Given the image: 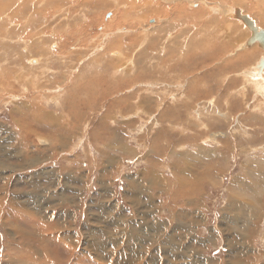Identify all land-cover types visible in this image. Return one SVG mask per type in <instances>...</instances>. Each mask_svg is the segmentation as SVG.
Listing matches in <instances>:
<instances>
[{"label":"rangeland","instance_id":"374dc122","mask_svg":"<svg viewBox=\"0 0 264 264\" xmlns=\"http://www.w3.org/2000/svg\"><path fill=\"white\" fill-rule=\"evenodd\" d=\"M37 1L28 0V5L25 4L24 9L28 15L20 16L16 21L9 23V28L4 22V14L0 12V34L2 31V34L6 35V39L3 40L6 47L4 50L9 54L11 52L9 45L12 43L11 45L17 46L18 44V49L15 47L14 56L18 57L17 61L24 62V65L19 66L5 65L3 75L0 72V126L12 125L15 122L13 119L3 121L7 119L2 109L16 106L17 100H20V104L35 101L44 105L45 109H49L48 111L57 116L66 126L74 125L68 110L78 114L85 113L86 123L83 124L85 131L82 134V139L85 141L89 139L91 129L98 124L97 120L104 119L106 114L103 110L106 106L108 109L115 106V113H118L111 121L112 128L125 121L134 123L135 127L126 135V141L132 146L142 147L144 152H147V164L143 166L154 165L153 169L156 173L159 172L157 176H161L162 180L155 181L154 186L152 181L148 185L144 203L146 213L142 212L141 215L138 213L139 220L135 221L136 216L131 217L128 212L119 211L123 205L119 198H112L115 189L111 181L101 180L96 183L90 180V177L88 180L76 172L81 160L87 156L92 157V152H95L93 153L95 158L104 151L99 150V153L96 150L98 154L90 149L81 150L79 141L77 144L57 150L49 139L51 132L47 134L36 132V148L43 142H46L48 146L52 145L50 164H48L49 167L41 170L40 174L37 165L39 156L36 150L34 165L37 168H35L34 181H22L21 177L18 178L14 193V196L18 197L16 209L24 210L26 216L24 219L17 220L18 215L22 217L21 213H15L8 208L9 203H6V210L9 209L10 216L12 213L15 215L12 214L13 217L4 219L5 227L0 230V264H84V261H88L85 264L90 262V264H114V262L185 264L184 258L192 259L193 256L195 260L189 261L196 264H263L264 105L262 104L264 103L261 101L264 102V99L255 95L256 80L252 79L248 82L243 74L246 70L256 71L253 66L257 59L264 55L246 61V58L242 57L245 53H237V51L234 53L243 40L238 36H242L241 33H243L246 37L247 32L245 30L242 32V29L236 30L235 25L238 22L243 28L245 25L237 19V15H233L234 12L226 15L225 8L237 7L234 4L242 1L245 4L252 3V6L256 1L264 6V0L251 2L250 0H234L233 3L232 0H125L128 4L150 1L154 5L150 8L157 9L159 15L151 14L150 8L149 11L139 8L136 13H133L131 6L127 5L128 16L134 15L129 24L136 26L118 25L111 30H108V27L112 24L110 22L115 12L112 14L109 8L97 6L96 0L93 3H88L86 0H65L67 5L62 6V9L60 8L63 5L62 2ZM108 1L106 2L110 8L113 6L116 8L119 3L118 0ZM50 4L58 5L57 9L50 8L51 15L46 14L40 17L32 14L33 7L46 9ZM86 4L88 6L90 4V9L88 6L86 9ZM119 4L117 7L120 6L124 10L125 6L122 3ZM156 4L158 5L155 6ZM0 7L4 6L0 4ZM211 7H219L220 12L215 10L211 12L209 9ZM71 8L74 10L72 13L69 12ZM15 9H17L16 4L12 6V9L10 8L12 11ZM208 9L209 11L206 12ZM249 10L250 7L247 6L245 15L248 16ZM0 11H2L1 8ZM194 12L200 16V20L193 18ZM208 13L219 17L218 19L222 21L214 22L213 16L206 17ZM90 14L93 16L91 17ZM138 15H140L139 18L143 16L140 22ZM90 17L92 21L94 20V23L91 22L93 25L87 28V32L81 38H77L76 27L80 24L84 26ZM31 21L33 23L29 24ZM208 22H211L210 26L213 28L220 24L222 27L218 30L207 29ZM60 27L63 30L66 27L71 37L66 38L61 35L62 33L58 32V30L61 31ZM125 28L127 31L130 30L129 33H125ZM41 31H43L44 40H39ZM220 31L227 33L222 34ZM234 32L237 36L230 37V34ZM19 33L21 36L25 33L23 35L25 43L34 40L37 43L32 45L40 49H34L33 46L26 47L24 42L18 43L15 35ZM38 33L37 38L35 34ZM7 34L14 36L13 40L8 39ZM122 39L124 45L120 46L117 41ZM131 39L135 40L133 46L132 43L130 44ZM37 40L40 43L43 42L41 46ZM0 41L2 42V39ZM106 41H108L107 44ZM187 42L188 45L191 43L190 47L185 44ZM232 42L235 44L232 45ZM32 49H34L33 53ZM258 50L261 49L258 48ZM1 51L0 56L3 55ZM44 51L49 52L48 55ZM214 52L218 53L216 57ZM245 56L248 55L245 54ZM209 57L210 59H206ZM32 65L33 69L38 65L36 71L32 70ZM228 65L231 66L226 67ZM196 66L200 72L196 71ZM217 67L219 69H216ZM236 75H240L239 77L243 79ZM203 78L206 83L200 81L199 84L198 79ZM203 92L206 93L205 96L200 95ZM131 97L136 99H127ZM146 97L151 108L149 117H143L137 112L141 109V101ZM128 102L132 104L131 108L135 109L132 114H135L134 117L128 115L123 117L120 112L121 108H124L123 104ZM154 111H160L158 118L152 117ZM166 112L171 114L167 118H162ZM136 117L143 118L139 120ZM140 124L147 127L142 133H139ZM187 134L194 135L195 142L192 145L188 142L184 148L182 141L185 143ZM86 143L90 144L89 141ZM118 143L117 140L116 144ZM95 159L98 160V158ZM43 161L46 162L47 158L44 157ZM131 167L124 164L120 174L131 172L133 170ZM208 172L211 186L203 185V181L208 182L204 176L208 175ZM7 174L11 175L10 180L12 177L16 178L13 172L0 173V175ZM74 179L80 180L81 183L78 181L74 183ZM52 180L55 182L50 187L49 183ZM116 184L120 185L119 182ZM161 185H165L167 190L164 186L160 188L161 190L156 188ZM45 190L55 196L63 191L65 195H63L64 198L50 196V204L49 201L44 200V197L49 196ZM158 190L160 191L156 193L157 197L152 201L150 197ZM192 193H195V196L188 197V194ZM44 201L47 206L44 205ZM185 204L186 206L193 204L200 211L204 206L209 208L211 211L209 217L213 218L211 227L215 226L220 211H227L231 206H238L243 214L237 211L235 213L238 214L232 212L231 214L234 215H227L232 219L222 220V225L216 226L217 229L207 232L205 230L206 236L204 231L197 228L198 222L195 221L194 227L180 236L175 227L181 223V217L177 214L178 212L171 214V217L167 214L169 209L175 207L180 210ZM154 207L157 210L156 213L152 210ZM249 210V214L253 212L258 218L261 215V219L255 224L253 219L248 223L240 224V221L244 220L243 217L248 216ZM5 215L7 216L8 213ZM236 215L240 216L236 217ZM132 221L140 223L141 229L136 228V223ZM199 224L203 226V222L200 221ZM235 230L239 235L235 233ZM5 232L8 235L7 238ZM39 238L52 240L45 245ZM92 241L95 243L96 250L88 248L90 247L88 243ZM61 251L62 254L59 253ZM18 255L24 260L16 259Z\"/></svg>","mask_w":264,"mask_h":264},{"label":"crops","instance_id":"0c3cea01","mask_svg":"<svg viewBox=\"0 0 264 264\" xmlns=\"http://www.w3.org/2000/svg\"><path fill=\"white\" fill-rule=\"evenodd\" d=\"M200 81L206 83L205 78L201 80L199 79L198 82L199 84L201 83ZM200 95L205 96L206 93L203 92ZM127 99L135 100L136 98L131 97V99L129 98ZM19 101L20 100H17L16 103L17 105L11 106L10 109H8L7 107L2 109V111L5 112L3 115H5L7 119V120L3 119V121H9L13 119L15 120V122L12 125L2 124L0 126V173L13 172L15 173L14 176L16 178L12 177L10 181V175L9 176L0 175V214H3L6 211L7 206H6V202L4 201L6 193H8V200L10 198H11L10 200L14 199L15 197L14 193L16 191L15 185L19 177H22L20 180L23 181H28V182L34 181L35 172H36L35 169L36 167L34 165L36 159V150L39 156L37 165H40L38 167V172L40 173L41 172L40 169L42 170V168L44 170L45 167H49L48 164H50V160H51L50 151L52 145L49 144L48 146L46 145V142H43L42 145L36 148V142H35L36 132L41 134H47V132L53 133V135H51L50 133L49 139L51 142H53L54 148L57 150L59 148H65V146L67 147V146H71L72 144H77L79 141L80 143L79 146L81 150L83 149L84 150L90 149L91 151L98 150L99 153L100 151H104L101 155L96 151L100 155L95 157L98 158V160L93 158V153L95 152H92V157L89 156L85 157L84 160H81L79 162L80 165L78 166L76 172L79 173L81 176H84V178L88 180L90 177V180L92 179L96 183H99L101 180L111 181L112 186L115 189L112 198L113 199L115 197L119 198L123 205L119 211H126L129 213V216L131 217L136 216L135 219L137 220L135 221L139 220L137 216L138 213H140V215L142 212L146 213V210L144 209L145 208L144 203L146 199L147 187L151 181L153 182V186H154V182L155 181L160 182L162 178L161 176H157L159 175V172L156 173V170L153 169L155 167L154 165H151L149 167L143 166L147 164V156H146L147 152H144L142 147L132 146V144L127 143L126 135L130 133L135 127L134 123L130 121H125L121 125H116L115 127L112 128L111 125L113 124V122L111 121L117 116L116 114L118 113V112L115 113V106L109 107L110 109H108V107L106 106V109L103 110L105 111L106 114L104 115V119L102 120L99 119V121L97 120L98 124L93 129H91L89 139L87 138L85 141H83L82 134L83 131H85V129H83V124L86 123L84 121V118L86 116L85 113L78 114L77 112L68 110V113L71 114L70 119L73 121L74 125L66 126L57 116L52 115V113L48 111L49 109L47 108L45 109L44 105H42L40 102L28 101L26 103L20 104ZM123 105L124 108H121L120 111L122 113V116L125 117L128 115L130 117L132 116L134 117L135 114L134 115L132 114L135 112V109L131 108L132 104L128 102V103H124ZM140 108L141 109L137 111L140 115H142L143 117L151 116L148 114L151 111L150 110L151 108L148 105L147 97L143 98V100L141 101ZM174 108H176V106H174ZM159 112L160 111L157 112L154 111L152 117L158 118L160 114ZM170 114L171 113L166 112L162 118H167ZM143 117L140 118L136 117V118L140 120ZM55 121L57 122V124H55L56 123ZM68 127L70 129H68ZM146 128L147 127L145 125L143 126L140 124L139 133H142ZM117 140L119 141L118 144H116ZM87 141H89L90 144H87L86 143ZM188 142H190V145L194 144L195 142L194 135L191 134L186 135L185 143L184 141H182V145L184 146V148L186 147ZM177 146H179V144ZM44 157L47 158L46 162L43 161ZM133 160L136 162H134ZM30 164L32 165L30 166ZM124 164L131 165L133 170L128 173L120 174L122 172V167H124ZM210 171H212V169ZM18 172L19 173L22 172L23 174L22 173L19 174ZM16 173H18V176L16 175ZM204 176H206L208 182L203 181V185L207 184L211 186L209 172L208 175L205 174ZM53 181L55 182V180ZM77 181L78 180L74 179V183H77ZM116 182H119L120 185L117 186ZM78 183H81V181L79 180ZM163 186L167 190L165 185ZM163 186L162 185L157 186L156 188L160 189ZM160 190L153 192L154 195L150 197L152 198V201H154V199L157 197L156 193H158ZM46 191L47 194H49V196H47V198L44 197V199L51 203L49 197L50 196L56 197V196L50 194L48 190ZM60 194L65 195V192L62 191V193ZM60 194H56V195H60ZM194 196L195 193L188 194V197H194ZM152 210L154 213L157 212L155 207ZM169 210L170 211L167 215L170 214L169 215L170 217L171 214L176 212H178L177 214H179V216L181 217V223H178L177 225L175 224L176 225L175 228L179 232L180 236H183L187 230H189L191 227H194L195 221L198 222L197 228L204 231V235L206 236L207 233L205 234V230L207 232L208 230L211 229H217L219 225H222L221 223L222 220L226 221L228 218L232 219V217H228L227 215H234L231 213L232 212L235 213L236 211L242 213V209H240L238 206H231L227 211L226 210H224V212L220 211L221 213L216 218L215 226L211 227V221L213 218L209 217L211 211L209 208H206L205 206L202 208L201 211L198 210L196 206H194L193 204L187 206L185 204L184 207H181L180 210L175 209V207ZM249 212L250 210L247 212L248 216L243 217L244 220L243 221L241 220L240 224L248 223L249 220L252 219L255 220V222L253 223L255 224L259 219H261V215H259L260 217L258 218L257 215H254L255 213L251 212L249 214ZM27 215L30 216L28 213ZM124 215L126 214L124 213ZM25 216L26 215L22 216L21 218L24 219ZM237 216L240 215H236V217ZM200 221L203 222V226L199 224ZM135 223H136V228L141 229V227H139L140 223L137 222ZM1 224L2 221L0 222V230L3 227L1 226ZM130 229H132V227ZM235 233L238 234L236 230ZM7 237L8 235L6 234V238ZM19 256L20 255L16 256V259L21 261L24 260ZM184 260L186 261L185 264H196L194 262L192 263V261L195 260L194 256L192 257V259L184 258ZM198 261H200V259Z\"/></svg>","mask_w":264,"mask_h":264},{"label":"bare ground","instance_id":"6f19581e","mask_svg":"<svg viewBox=\"0 0 264 264\" xmlns=\"http://www.w3.org/2000/svg\"><path fill=\"white\" fill-rule=\"evenodd\" d=\"M2 2L0 3V4H2L4 7L2 8V7H0L1 9H2V11H0L1 12V14L3 15L4 14V22L6 23V26L8 27V25H9V23H11V22H13V21H16V19H18V17H20V16H24V15H28L27 14V12L24 10L25 9V4H27L28 5V0H1ZM6 1H8V2H6ZM37 1V0H36ZM68 1V0H67ZM67 1H65V0H52V3H56V2H59V3H61V4H63V5H61V9H62V6L63 7H65L66 5H67ZM74 1V0H73ZM79 1V0H78ZM83 1V0H82ZM86 1H88V3H93V1L94 0H86ZM85 1V2H86ZM107 1V0H106ZM105 0H96V4H97V6L98 5H102L103 6V8L105 7V9H108L109 8V10H112V14H113V12H115L114 14H115V16H113L114 18L111 20V22L110 23H112L109 27H108V30H111V29H114V28H116V26H118V25H135V24H129L130 23V19L131 18H133V16L134 15H132V16H128L129 15V12L127 11V5H130L131 6V10L133 11V13H136L137 11H138V9L139 8H144L145 10H147V11H149V8H150V6L152 7V3L150 2V1H139L138 3H136V2H132V3H126V1L125 0H118L117 2H119V3H122V5H124L125 6V9L123 10V8H120V6L119 7H117V5H120L119 3L116 5V8L114 7V9H113V7H111L110 8V5L106 2ZM110 1V0H109ZM108 1V2H109ZM227 1V0H226ZM225 1V2H226ZM233 1L234 0H232V3H233ZM252 0H250V2H251ZM32 1H30V3H31ZM38 2V1H37ZM100 4H99V3ZM157 2V1H156ZM179 2V1H178ZM34 3V2H33ZM40 3V2H39ZM83 3V2H82ZM158 3V2H157ZM181 3V2H180ZM255 3H257L256 1H255ZM255 3H253V6H252V3H243V1L242 2H236L235 4H234V6H239L238 8L237 7H231V6H229V7H226L225 9H226V15H230L231 14V12L233 13V15L234 16H236L235 15V13H236V10H240L241 12H242V14L243 15H245V13H246V8H247V6L248 7H250V10L248 11L249 12V14H248V17L255 23V25H256V27H258V29H260V30H264V6L262 5V4H259V3H257V4H255ZM16 4V7H17V9H15V10H10V8L12 9V6H14ZM46 4V3H45ZM81 4V3H80ZM79 4V5H80ZM95 4V5H96ZM71 5V4H70ZM158 4H156L155 6H157ZM69 6V5H68ZM87 4L85 5V7H86V9H87ZM94 6V5H93ZM178 7H179V5H177ZM184 6V5H183ZM225 6H226V4H225ZM51 7H53V9H57L58 8V5H53V4H50L48 7H46V9H43L42 7H33L32 8V10L31 11H33V13L32 12H29V13H32V14H34V15H38V16H40V17H42V16H44V15H46V14H48V16L49 15H51ZM70 7V6H69ZM81 7H82V5H81ZM89 9H90V4H89ZM96 7V6H95ZM123 7V6H122ZM153 7H154V5H153ZM178 7H176V8H178ZM73 8H75V7H73ZM73 8H71V9H69V10H71V11H69V12H73L74 10H73ZM91 8H92V6H91ZM148 8V9H147ZM68 9V8H67ZM81 9V8H80ZM82 9H84V8H82ZM93 9V8H92ZM91 9V10H92ZM99 9H101V8H99ZM104 9V10H105ZM210 9V11L211 12H213L214 10L215 11H218V12H220V9H219V7H211V8H209ZM209 9L206 11V12H208L209 11ZM87 11V10H86ZM89 11V10H88ZM245 11V12H244ZM3 12V13H2ZM56 12V11H55ZM150 12H151V14H157V9H153V8H150ZM168 12V11H167ZM224 12V11H223ZM57 13V12H56ZM71 13H69L70 15H71ZM76 13V12H75ZM93 13V12H92ZM178 13V12H177ZM197 12H194V16H193V18H195V19H199L200 20V16L198 15V14H196ZM202 13V12H201ZM74 14V13H73ZM97 14V13H96ZM210 13H208V15L206 16V17H210V16H213L212 18H213V21L215 22V21H217V22H221L222 20L221 19H218L219 17H217V16H215L216 17V19H215V17H214V15L213 14H211V15H209ZM68 15V14H67ZM92 14H90V16H91ZM157 15H159V14H157ZM180 15H182V14H180ZM200 15H202V14H200ZM218 16H219V14H217ZM37 16V17H38ZM61 16V15H60ZM63 16V15H62ZM93 16V15H92ZM91 16V17H92ZM104 16V15H103ZM139 16L140 15H138V18H139ZM167 16V15H166ZM245 16H247V15H245ZM252 16H256L255 18H253ZM91 17H90V20H88L85 24H84V26H81V24H80V26H78V27H76V35H78L77 36V38H81L83 35H84V33L85 32H87V28L88 27H90L91 25H93L92 23H94V20L92 21L91 20ZM143 17V16H142ZM142 17H140L139 18V22H140V20H141V18ZM147 17H148V15H147ZM205 17V18H206ZM237 17V16H236ZM260 17V18H259ZM25 18V17H24ZM23 18V19H24ZM25 19H27V17L25 18ZM101 19V18H100ZM157 19V18H156ZM203 19V18H202ZM21 20V19H20ZM28 20H29V18H28ZM32 20H34V18L32 19ZM99 20V19H98ZM209 20V19H208ZM212 20V19H211ZM3 21V20H2ZM24 21V20H23ZM26 21V20H25ZM24 21V22H25ZM203 21V20H202ZM20 22H22V21H20ZM92 22V23H91ZM105 22V21H104ZM160 22V21H159ZM224 23H227V21H223ZM222 22V23H223ZM27 23V22H26ZM31 23H33V21H31L29 24H31ZM68 23V22H67ZM161 23V22H160ZM209 24H206V28L207 29H211V28H213V26L211 27L210 26V24H211V22H208ZM64 24H65V22H64ZM70 24V23H69ZM68 24V25H69ZM107 24H108V22H107ZM106 24V25H107ZM21 25V24H20ZM25 26H26V24H24ZM28 25V24H27ZM67 25V24H66ZM105 25V24H104ZM229 25V24H228ZM227 25V26H228ZM30 26V25H29ZM136 26V25H135ZM226 26V27H227ZM231 25H229V27H230ZM233 26V25H232ZM2 28H3V26H1ZM11 27V26H10ZM18 27V26H17ZM216 28H213V30H218L219 28H221L222 27V25L220 24L219 26H215ZM235 27H237V29L236 30H241L242 29V32H243V30H245L246 32H247V36L245 37V34L243 35V33H241L242 34V36L241 35H239L238 37H242L243 38V40H242V43H240V45H238L239 47L238 48H236L237 50H232V51H234V53L237 51V53L238 52H240V53H245L246 55H248V56H245V54H244V56H242L243 57V59H245L246 61L248 60V59H250L251 58V60H253V59H255L256 57H259V56H261L262 54L264 55V51L263 50H258V44H254L253 46H247L246 45V43H247V41L250 39V37H251V32L249 31V29L248 28H243V26L242 25H240V23L238 22L236 25H235ZM9 28V27H8ZM13 28H14V25H13ZM25 28V27H24ZM31 28V27H30ZM231 28V27H230ZM229 28V29H230ZM22 29H23V27H22ZM119 29V31H121L122 32V30H120V28H118ZM117 29V30H118ZM124 29V28H123ZM234 29V28H233ZM4 30V29H3ZM25 30V29H24ZM60 30L61 31H59L58 30V32L61 34V35H64V37H66V38H70L71 36H69L70 34L67 32V29H66V27H65V29L63 30V28L62 27H60ZM63 30V31H62ZM103 30V29H102ZM106 30V29H105ZM107 30V31H108ZM116 30V31H117ZM227 30V29H226ZM15 31V30H14ZM17 31V30H16ZM73 31H75V30H73ZM114 31V30H113ZM124 31V30H123ZM130 31V30H129ZM129 31H127L126 30V28H125V33H129ZM233 31V30H232ZM56 32V30L54 31V33ZM111 32V31H110ZM203 32V31H202ZM222 34H225V33H227L226 31H220ZM66 33H68V34H66ZM89 33V32H88ZM195 33H197V32H195ZM194 33V34H195ZM199 33V32H198ZM25 33H23V35H24ZM115 34H116V32H115ZM8 36L7 37H9L8 39H10V40H13V37L11 36V35H9V34H7ZM23 35L21 36V33H19L18 35L16 34L15 36H17V40H18V43H20V42H26V41H24V38H23ZM45 35V34H44ZM51 35V34H50ZM71 35H73V34H71ZM106 35V33L104 34V36ZM109 35V34H108ZM112 35H114V34H112ZM193 35V34H192ZM32 36V35H31ZM38 36H39V33L38 34H35V37H37L38 38ZM43 31H41V33H40V38H39V40H42L43 39ZM75 36V35H74ZM125 36V35H124ZM127 36V35H126ZM129 36V35H128ZM146 36V35H145ZM213 36V35H212ZM212 36H210V37H212ZM226 36V35H225ZM235 36H237V34H235V32L234 33H231L230 34V37H235ZM28 37V36H27ZM34 37V36H33ZM51 37V36H50ZM50 37H48V38H50ZM91 37V35L89 36V38ZM108 37V36H107ZM112 37V36H111ZM114 37V36H113ZM112 37V38H113ZM193 37V36H192ZM202 36H201V34H200V38H201ZM205 36H203V38H204ZM76 38V37H75ZM110 38V37H109ZM136 38V37H135ZM188 38V37H187ZM186 38V39H187ZM196 38V37H195ZM208 38V37H207ZM217 38V37H216ZM221 38V37H220ZM0 39H2V42L0 41V51L2 50L3 51V53H1V55L2 56H0V72L2 73L1 75H3V72H4V67H5V65H9V66H15V65H17V66H19L20 64L21 65H24V62L23 61H21V60H19V61H17L16 60V58H18V57H15L14 56V51H15V47L17 48V46H18V44H16L17 46H15V45H9L10 46V48H11V52L8 54L7 52H5V44H3L4 43V41L3 40H5L6 39V35H5V33H3L2 34V31H1V34H0ZM84 39V38H83ZM103 39V38H102ZM108 39V38H107ZM202 39V38H201ZM211 39V38H210ZM218 39V38H217ZM39 40H37L38 42H39ZM44 40V39H43ZM58 40V39H57ZM74 40V39H73ZM109 41H110V39H108ZM136 40H138L137 38H136ZM193 40H194V37H193ZM203 40H205V39H203ZM225 40V39H224ZM239 40H241V39H239ZM7 41V40H6ZM47 41V40H46ZM83 41V40H82ZM126 41V40H125ZM135 40H130V44L133 46V42H134ZM191 41V40H190ZM196 41H198L197 40V38H196ZM222 41V40H221ZM36 41H34V40H31L30 42H27V43H25L24 45L27 47V46H33L32 48H38V49H40V47H37L36 45H32V43L34 44ZM60 42H62V40H60ZM93 42H94V40H93ZM107 42L108 41H106V44H107ZM193 42V41H192ZM230 42V41H229ZM9 43H10V41H9ZM37 43V42H36ZM40 43V42H39ZM43 42H41L39 45L41 46V44H42ZM45 43V42H44ZM52 43V42H51ZM72 43V42H71ZM77 43V42H76ZM103 43V42H102ZM117 43L118 44H120V46H123L124 45V43H123V39L122 40H120V41H117ZM194 43V42H193ZM198 43H199V41H198ZM14 44V43H13ZM46 44V43H45ZM60 44V43H59ZM84 44V43H83ZM91 44V43H90ZM105 44V45H106ZM185 44H187L188 45V42L187 43H185ZM190 44L191 43H189V47H190ZM201 44V43H200ZM222 44V43H221ZM232 45L233 44H235L234 42H232L231 43ZM38 45V44H37ZM47 45V44H46ZM92 45V44H91ZM109 45V44H108ZM198 45V44H197ZM217 45V44H216ZM50 46V45H49ZM53 46V45H52ZM76 46V45H75ZM80 46V45H79ZM82 46V45H81ZM80 46V47H81ZM89 46V45H88ZM100 46V45H99ZM188 46H187V48H188ZM229 46V45H228ZM44 47V46H43ZM46 47V46H45ZM58 47V46H57ZM84 47V46H83ZM101 47V46H100ZM102 47H103V45H102ZM21 48H23V46L21 45ZM31 48V47H30ZM49 48V47H48ZM51 48V47H50ZM53 48V47H52ZM198 48V47H197ZM18 49V48H17ZM34 49H32V53H33V50ZM37 49V50H38ZM64 49V48H63ZM82 49V48H81ZM103 49V48H102ZM121 49V48H120ZM10 50V49H9ZM50 50V49H49ZM101 50V49H100ZM244 50H245V52H244ZM1 51V52H2ZM23 51H27V50H24L23 49ZM47 51V50H46ZM46 51H44V52H46ZM51 51V50H50ZM96 51H98V50H96ZM110 51H111V49H110ZM195 51V50H194ZM224 51V50H223ZM230 51V50H229ZM231 51V52H232ZM28 52V51H27ZM31 52V51H30ZM43 52V53H44ZM94 52V51H93ZM100 52V51H99ZM112 52V51H111ZM174 52V51H173ZM172 52V53H173ZM228 52V51H227ZM21 53V52H20ZM35 53V52H34ZM47 53V55H48V53L49 52H46ZM95 53V52H94ZM175 54H176V52H174ZM182 53V52H181ZM184 53V52H183ZM234 53L232 54L233 56H234ZM239 53V54H240ZM45 54V53H44ZM88 54V53H87ZM122 54V53H121ZM218 54V53H217ZM217 54H216V52H214V56L216 57L217 56ZM17 55V54H16ZM24 55V54H23ZM37 55V54H36ZM43 55V54H42ZM47 55H46V57H47ZM51 55H52V53H51ZM123 55V54H122ZM121 55V56H122ZM125 55V54H124ZM192 55V54H191ZM207 55V54H206ZM238 55V54H237ZM205 56V55H204ZM226 56H228V54H226ZM24 57V56H23ZM43 57V56H42ZM68 57V56H67ZM95 57V56H94ZM107 59L109 58V57H107V56H105ZM116 57V56H115ZM186 57V56H185ZM254 57V58H253ZM22 58V57H21ZM38 57L36 56V59H37ZM110 58H111V56H110ZM123 58V57H122ZM225 58H227V57H225ZM238 58V57H237ZM262 58H264V57H259V59H257V61H256V63H255V65L253 66L254 68H255V66L257 65V63L260 61V59H262ZM60 59V58H59ZM161 59V58H160ZM186 59V58H185ZM206 59H210V57L209 58H206ZM224 59V58H223ZM23 60V59H22ZM30 60V59H29ZM42 60V59H41ZM64 60V59H63ZM87 60V59H86ZM91 60H92V58H91ZM216 60V59H215ZM226 60V59H225ZM232 60V59H231ZM250 60V61H251ZM9 61L11 62V63H9ZM24 61H26V60H24ZM53 61V60H52ZM52 61H50V62H52ZM84 61V60H83ZM107 61V60H106ZM119 61V60H118ZM218 61H219V59H218ZM240 61V60H239ZM32 62V61H31ZM43 62V61H42ZM46 62V61H45ZM115 62V61H114ZM126 62V61H125ZM174 62V61H173ZM180 62V61H179ZM199 62H202V61H199ZM212 62V61H211ZM236 62V61H235ZM254 62V61H253ZM16 63V64H15ZM26 63V62H25ZM115 63H117V62H115ZM115 63H114V65H115ZM120 63H122V62H120ZM208 63V62H207ZM217 63H219V62H217ZM41 64V63H40ZM51 64V63H50ZM96 64V63H95ZM182 64V63H181ZM206 64V63H205ZM223 64H225V63H223ZM228 64V63H227ZM248 64V63H247ZM253 64V63H252ZM31 65V64H30ZM29 65V66H30ZM39 65V64H38ZM37 65V66H38ZM43 65H45L44 63H43ZM46 65H47V63H46ZM101 65V64H100ZM111 65V64H110ZM209 65H211V64H209ZM250 65V64H249ZM4 66V67H3ZM36 66V67H37ZM50 66V65H49ZM48 66V67H49ZM52 66V65H51ZM102 66V65H101ZM197 66H198V63H197ZM196 66V67H197ZM202 66V65H201ZM231 65H228V66H226V67H230ZM245 66H247V65H245ZM33 65L31 66V68H32V70H37L36 69V67L33 69ZM103 67H104V64H103ZM114 67V66H113ZM116 67V66H115ZM212 67V66H211ZM252 67V68H253ZM11 68V67H10ZM41 68V67H40ZM39 68V69H40ZM118 68V67H117ZM189 68V67H188ZM43 69V68H42ZM45 69V68H44ZM103 69V68H102ZM101 69V70H102ZM216 69H219L218 67L216 68ZM47 70V69H46ZM50 70V69H49ZM180 71H181V69H179ZM178 70V71H179ZM185 70V69H184ZM187 70V69H186ZM199 69H198V67H197V70L196 71H198ZM103 71V70H102ZM115 71V70H114ZM235 71H236V69H235ZM237 71H239V70H237ZM41 72V71H40ZM39 72V73H40ZM186 72V71H185ZM199 72H200V70H199ZM247 72V73H246ZM246 72H245V74H243L246 78H247V81L249 82L250 80H252V79H254V80H256V86H255V95L256 96H261V97H263V99H264V78H257L256 77V71H250V72H248V70H246ZM33 73H35V72H33ZM37 74H38V71L36 72ZM46 73V72H45ZM83 73V72H82ZM182 73V72H181ZM187 73V72H186ZM240 73H242V72H240ZM6 74V73H5ZM4 74V75H5ZM36 74V75H37ZM110 74V73H109ZM113 74V73H112ZM191 74V73H190ZM7 75V74H6ZM42 75V74H41ZM44 75V74H43ZM187 76H188V73L186 74ZM195 75H196V73H195ZM230 75H232V74H230ZM47 76V75H46ZM216 76H218V75H216ZM237 76V75H236ZM235 76V77H236ZM240 76V75H239ZM239 76H237V77H239ZM7 77V76H6ZM33 77H34V75H33ZM192 77V76H191ZM8 78V77H7ZM47 78V77H46ZM84 78V77H83ZM200 78V77H199ZM230 78V77H229ZM239 78H241V77H239ZM49 79V78H48ZM81 79V78H80ZM194 79H195V77H194ZM224 79V78H223ZM235 79V78H234ZM243 79V77L241 78V80ZM187 80V79H186ZM232 80V79H231ZM65 81V80H64ZM125 81V80H124ZM198 81H199V79H198ZM137 82V81H136ZM226 82V81H225ZM234 82V81H233ZM238 82V81H237ZM59 83V82H58ZM238 83H240V82H238ZM99 84V83H98ZM236 84V83H235ZM40 85V84H39ZM48 85V84H47ZM183 87V86H182ZM257 91H260L259 93H257ZM56 92V91H55ZM50 93V92H49ZM55 94V93H54ZM58 95V94H57ZM254 95V97H256ZM24 96V95H23ZM53 96V95H52ZM10 97V96H9ZM21 97V96H20ZM26 99V98H25ZM13 100V99H12ZM11 100V101H12ZM12 103V102H11ZM14 103V102H13ZM261 103H264V102H262L261 101ZM264 104H262V106H263ZM36 106V105H35ZM28 107V106H27ZM30 108V107H29ZM28 109V108H27ZM31 109V108H30ZM34 110V109H33ZM47 121V120H46ZM56 122V121H55ZM59 123V122H58ZM55 124H57V122L55 123ZM62 127V126H61ZM65 127V126H64ZM66 128V127H65ZM81 141V140H80ZM212 142V141H211ZM134 159V158H133ZM143 159V158H142ZM134 161V160H133ZM138 161V160H137ZM134 162H136V161H134ZM139 163V162H138ZM137 163V164H138ZM145 163V162H144ZM134 164V163H133ZM132 164V165H133ZM140 164H141V161H140ZM38 166H40V165H38ZM42 166V165H41ZM129 166H131V165H129ZM19 167V166H18ZM37 168V167H36ZM61 168V167H60ZM129 168V167H128ZM127 168V169H128ZM132 168V167H131ZM144 168V167H143ZM28 169V168H27ZM50 169V168H49ZM21 170V169H20ZM42 170H43V168H42ZM40 171H41V169H40ZM11 173V172H10ZM19 173V172H18ZM18 173H16V175L18 176ZM20 173H22V172H20ZM19 173V174H20ZM26 173H28V172H26ZM36 173V172H35ZM51 173V172H50ZM23 174V173H22ZM21 174V175H22ZM30 174V173H29ZM41 174V173H40ZM46 174V173H45ZM28 175V174H27ZM31 175V174H30ZM6 176V175H5ZM4 176V177H5ZM7 176H9L8 174H7ZM11 176V175H10ZM14 176V175H13ZM29 177V176H28ZM22 178V177H21ZM154 178V177H153ZM25 179V178H24ZM183 180H185V179H183ZM11 181V180H10ZM23 181V180H22ZM198 182V181H197ZM185 183V182H184ZM52 184L54 185V181L52 180L50 183H49V186L51 187L52 186ZM190 184V183H189ZM185 187V186H184ZM187 187V186H186ZM28 189V188H27ZM46 191V190H45ZM47 192V191H46ZM11 193V192H10ZM61 195V196H60ZM59 196L58 195H56L58 198H64V194H60ZM18 198H16V197H14V199L11 201L10 199L8 200V193H6V195H5V199H4V201L6 202V203H9V207L8 208H11V210L12 211H15V213L17 212V213H21V215L22 216H24V215H26V212L24 211V210H17L16 208H17V203H16V200H17ZM45 200V199H44ZM66 201V200H65ZM44 203V205L45 206H47V204H46V202L44 201L43 202ZM53 203V202H52ZM5 204V203H4ZM51 204V203H50ZM64 205V204H63ZM226 205V204H225ZM2 206V205H1ZM13 206V207H12ZM61 207V206H60ZM2 209V208H1ZM134 209V208H133ZM9 210V209H8ZM8 210H6L5 211V214L6 213H8V215L6 216L5 214H0L1 216H0V220L2 221V226L3 227H5L4 225H5V222H3L4 221V219H7L9 216H10V214H9V211ZM78 210V209H77ZM224 210V209H223ZM41 211V210H40ZM75 212V211H74ZM12 213V212H11ZM130 213H131V211H130ZM13 214V213H12ZM12 214H11V216L10 217H13L12 216ZM50 214V213H49ZM75 214V213H74ZM13 215H15V214H13ZM75 216V215H74ZM93 216V215H92ZM15 217V216H14ZM77 217V216H76ZM19 218H21V216H19L18 215V218H17V220H19ZM78 218V217H77ZM90 219V218H89ZM92 219H94V218H92ZM91 219V220H92ZM0 221V222H1ZM84 222V221H83ZM12 223V222H11ZM15 223V222H14ZM76 223V222H75ZM87 224H88V222H87ZM154 224V223H153ZM19 225V224H18ZM91 225V224H90ZM156 225V224H155ZM16 227V226H15ZM148 228H150V227H148ZM99 229V228H98ZM3 230V229H2ZM39 232H41V233H43L42 231H39ZM67 234V233H66ZM70 234V233H69ZM3 235V234H2ZM27 235V234H26ZM64 235H65V233H64ZM42 236H40V238H41ZM39 238V239H40ZM49 238V237H48ZM50 240L51 239H46V240H44V239H40V242H44V244L45 245H48L49 243H50ZM74 240V239H73ZM72 240V241H73ZM77 241V240H76ZM91 241V240H90ZM260 242V241H259ZM22 244H24V243H22ZM87 244V243H86ZM89 244V246L90 247H88V248H90L91 250L93 249V250H96V246H95V243L92 241V242H90V243H88ZM68 246V245H67ZM85 248H86V246H85ZM70 249H72V248H70ZM83 249V248H82ZM22 249H20V251H21ZM73 250V249H72ZM84 250V249H83ZM67 251H69L68 249H67ZM89 252V251H88ZM60 254H62V251L61 252H59ZM66 254H68V253H66ZM84 255V254H83ZM91 255V254H90ZM119 255V254H118ZM70 256V255H69ZM87 256V255H86ZM109 256V255H108ZM135 256V255H134ZM262 256V255H261ZM81 257V256H80ZM88 257V256H87ZM96 258V257H95ZM118 259H119V256L117 257ZM132 258V257H131ZM134 258V257H133ZM47 259V258H46ZM116 259V258H115ZM83 260V259H82ZM85 260H87V259H85ZM122 260H123V258H122ZM94 261V260H93ZM115 261V260H114ZM83 262V261H82ZM85 263H87L86 261H84ZM136 262H138V261H136ZM84 263V264H85ZM91 263V262H90ZM89 263V264H90ZM99 263V262H98ZM101 263V262H100ZM141 263V262H140ZM139 263V264H140ZM82 264V263H81ZM94 264V263H93ZM106 264V263H105ZM114 264H121L120 262H114ZM124 264H125V262H124ZM133 264V263H132Z\"/></svg>","mask_w":264,"mask_h":264},{"label":"water","instance_id":"95a60500","mask_svg":"<svg viewBox=\"0 0 264 264\" xmlns=\"http://www.w3.org/2000/svg\"><path fill=\"white\" fill-rule=\"evenodd\" d=\"M235 15H237V19L241 20L242 23L249 29L251 32V37L247 41V46H252L254 44H258V47L264 51V30L258 29L255 23L248 17L242 14L240 10H236ZM256 77L264 78V58L260 59V61L255 66Z\"/></svg>","mask_w":264,"mask_h":264}]
</instances>
